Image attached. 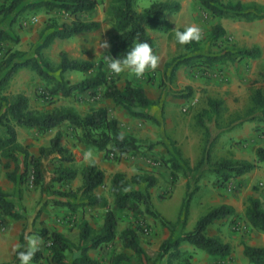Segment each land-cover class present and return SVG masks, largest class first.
Wrapping results in <instances>:
<instances>
[{"label": "trees", "instance_id": "16d2710c", "mask_svg": "<svg viewBox=\"0 0 264 264\" xmlns=\"http://www.w3.org/2000/svg\"><path fill=\"white\" fill-rule=\"evenodd\" d=\"M141 0H107L106 12L108 22L113 30L109 41L108 54L113 58H123L134 42L147 41L154 54L157 45L150 34V30L167 33L175 25L168 19V15L177 13L180 8L178 0H152L148 5L139 8ZM201 5L207 9L212 17L229 18L237 21L251 22L264 18V5L256 2L223 3L218 0H200ZM97 5V0H5L0 3V14L3 16L16 13H36L38 11H52L58 9L62 14L71 17L69 21L58 22L50 19L45 24L46 33L41 35L42 40L35 48V55L26 57L19 50L8 51L0 58V158L14 164L12 173H7V178L15 181L16 173L21 163L24 171L19 180H22L27 170L31 173V184L39 188L41 194L73 198L79 200V206L105 208L104 221L100 231L92 235L87 221L82 222L79 244L73 243L62 233L41 227L36 230H27L24 226L18 234L19 250H24L26 241L24 234L36 235L43 239V248L35 255L31 264H42L44 250L48 251L50 264H66L67 253L75 251L71 264H100L89 255L90 248L111 242L116 237L117 212H128L135 217L147 215L153 218L161 227L167 228L170 235L161 242L154 259L156 264H192L193 253L183 250L181 245L187 243L194 249L206 252L212 258H227L231 253V245L219 237L209 236L206 230L216 220L225 219L234 213L230 204H220L209 208L200 215L193 230L185 232L183 229L176 236L177 226L183 228L189 215L190 202L197 185L190 189V177L196 183L204 172L215 176L220 185L230 179L244 175L264 163V146L255 149V159H236L223 157L213 161L211 152L215 139H210V131L204 123V117L211 119L218 117L222 111V101L208 98V109L203 108L195 114L196 125L203 129L205 146L198 162L190 167L188 161L181 156L180 150L170 141L172 151L169 152L164 164L170 169L171 184L177 180V173L187 177L186 193L182 199L176 221L166 219L154 206L150 188L157 183V177L149 171H142L127 177L123 172L111 175L109 193L112 205L106 196L96 193V189L104 185L105 172L96 163L83 166L80 170L81 184L75 190L62 189L73 181L79 174L74 167L76 156L73 151L61 143L62 131L59 126L67 124L78 143L87 149L105 151V154L114 153L119 159L122 155H135L140 150L139 140L133 135L124 133L116 118L111 117L105 107L90 108L84 114L70 106L52 107L46 110L31 108L29 98L24 93L6 94L14 75L21 68L33 71L45 86L38 92V97L47 103H53L58 98H76L86 94L90 97H102L112 100L115 106L123 108L130 117L160 124V119L147 111L155 102L152 101L140 85L126 81L123 88H119L114 77L106 71L104 58L96 62L89 60L71 59L65 51L59 53L60 61L55 66L47 59L42 50L47 48L55 39L71 38L80 32L97 30L98 21L90 18V13ZM183 31V29H179ZM226 40L225 28L214 24L207 35V40L212 45H218V40ZM17 41L6 31L0 29V42ZM185 52L180 53L165 63L169 70L170 79L180 65L198 66L202 72L215 63L225 64L242 59H257L261 56L258 46L252 47H221L217 52L202 51L200 42H193L184 46ZM76 71L85 76L79 81H71L65 76L66 72ZM58 73V74H56ZM147 80L152 78L151 75ZM186 93H177L178 97L188 98L191 88L186 87ZM251 107L246 116L258 118L264 122V85L255 88L251 95ZM259 113V115H256ZM163 120V119H162ZM16 126L34 129L38 134H47L56 129L54 135L48 140L47 145L38 149V156L34 157L28 151L27 145H22L17 140ZM123 133V140L118 139ZM7 163L5 166H9ZM59 185L60 187H56ZM127 189V190H126ZM56 205H66L75 209L71 201H54ZM0 215L10 220H21L25 217L23 210L16 209L15 204L8 199V194L0 188ZM244 216L255 231L264 233V203L254 196H248L244 209ZM136 227H127L118 236L123 249L131 250L139 262H143L145 252L139 243ZM243 255L249 264H264V245H243ZM130 258L124 253L113 255L110 264H129ZM9 264H20L16 252Z\"/></svg>", "mask_w": 264, "mask_h": 264}, {"label": "rangeland", "instance_id": "374dc122", "mask_svg": "<svg viewBox=\"0 0 264 264\" xmlns=\"http://www.w3.org/2000/svg\"><path fill=\"white\" fill-rule=\"evenodd\" d=\"M152 0H141L139 2V8H143L144 6L148 5L149 2ZM180 2L181 8L179 11L182 13L184 19H199L197 22L194 21L195 24L199 25L203 30V39L201 40L202 47L210 52H217L221 47H238L237 45H245L246 43H251L253 38L256 36V33L252 34V30H247L244 27L238 25L233 28V32L229 34V37L226 40H222L218 43V45H212L207 41V33H208V25L210 24L208 10L205 9L200 0H178ZM223 3L232 2L235 3L240 1L242 3H251L256 2L258 4L264 5V0H218ZM107 8V0H97V5L93 11L96 13L103 14L104 22L109 25L108 22V15L106 12ZM55 11L53 13L52 19H58V22L62 21H69L71 17L62 14L60 10L53 9ZM112 28L106 26L104 30H102L101 34L103 36V41L110 38L112 33ZM248 31V32H247ZM250 31V32H249ZM247 32V36L245 35ZM261 39L262 48H264V24L260 26V32L258 33ZM246 36V37H245ZM108 41V40H107ZM158 46L156 55L160 57V75L161 79L159 81V87L164 88L166 83L163 81L162 76L166 74V69H164V61L170 59L174 53L179 52L181 49L180 45L177 46L176 51L170 50L167 43L164 45L160 43L161 41L159 38L157 39ZM70 50L71 54L81 53L83 51H79L76 48ZM56 55V59H59L58 51L54 54ZM53 66L56 67V62L52 61ZM261 67V66H259ZM264 67V66H262ZM163 68V69H161ZM207 67L205 72L199 70L200 76H205L206 78H210L212 76V72ZM262 69V68H261ZM110 74V72L108 71ZM58 74V73H56ZM84 74L80 72H70L66 73L65 76L69 78L71 81L79 80ZM149 72L145 73V79L149 76ZM255 79V85L253 82H249L246 85V93L242 96V104L245 103L247 100V93L251 91L254 87L258 86L259 84L264 83V74H257ZM170 84H173L170 81ZM12 89L21 88L29 98L30 106L36 110H46L51 109L52 107H61V106H70L75 108L78 112L84 114L89 110V103L90 98L87 96L79 95L77 100L73 97L71 98H58L53 103H47L42 101L38 97V92L42 87L45 86L44 82L41 81L33 72H27L26 74H17L16 80L12 84ZM172 96L179 98L176 94L177 93H186L187 89H176L173 90L170 88ZM11 93V92H10ZM152 94V91H150ZM200 93H202L200 91ZM205 95H200L195 102V106H199L197 111L203 108L205 105ZM188 103H184L181 106V111L185 114H189L190 107H186ZM160 101L157 102L155 111L158 113L160 108ZM245 105V104H244ZM245 109V106H244ZM185 110V111H184ZM237 117H242V111L240 113H235ZM259 115V113H256ZM246 116V115H244ZM163 116H161L160 124H154L150 121L132 118L128 116V120H122L120 127L124 133H128L133 135L136 139L139 140L140 143V150L135 155H122L119 159L116 157H111L109 154H104V160L108 161L110 165L119 164V162H123L125 164V175L130 177L132 173H139L142 171H149L150 173L157 176V183L155 186L150 188V193L152 194V202L155 208L159 211L158 206L163 202H168V200L172 197L173 194V185L171 184V176H170V169L164 164V159H167V155L163 157L159 152H157V147H162L163 143L160 139L165 137V128L163 124ZM259 119L256 118L255 123L260 124L261 128L257 129L256 131H260L257 134V137H250L245 138L242 142L235 143L239 145V150H232L231 152L225 151L224 146H220L221 150L220 153L223 154L222 157H236L238 159H247L252 160L253 148L256 146H264V122L259 123ZM243 122H247V120L238 121L231 130H237L238 132H243L245 127H243ZM261 122V121H260ZM248 125V123H244ZM62 131L61 143L68 148L72 146L77 149L81 150L80 146L83 144L78 143L75 137L72 134L70 127L67 124H63L59 126ZM55 129L50 131L47 134H34V131H27V133L21 134V138L23 141L30 139L31 144L28 147L33 146L34 142L42 143L43 145L48 144V140L54 135ZM247 132V130L245 131ZM244 132V133H245ZM221 140V137L216 138V142ZM233 142V140H231ZM80 145V146H79ZM162 145V146H161ZM220 144L218 143L217 146ZM234 146V145H233ZM164 147V146H163ZM235 148V147H234ZM212 153L215 157V153H217V149L212 148ZM78 155V154H76ZM146 161L150 159L149 162L144 163L142 167L135 165L134 161L137 160ZM7 160L0 158V188L2 190H6L7 194L13 195L15 191L19 192V199H31L34 206L32 209L28 211L27 208H23L25 212H27V216L24 217L23 226L26 227L27 230H36L41 227H47L49 230L55 231H63V235L68 237L73 243L79 244L80 240V233L82 229V222L87 221L90 225L91 234H97L102 226L103 223V213L105 212L104 209H96V210H89L88 207L79 206V200H74L73 198H61L59 196H48L45 194L39 193V188L35 185L31 184V173L30 170L26 172L24 176H22V180L20 181L19 178L21 177L22 172L25 170L23 163L20 164L19 169L16 173V180L12 181L7 178V173H12L14 169V164L10 163L9 166L7 165ZM87 164V161L77 159L74 162V167L78 170H81L83 166ZM130 168V169H129ZM7 170V171H4ZM112 168H108L107 171H111ZM182 175V172H178ZM210 173L205 169L202 173V178H200L196 183L193 181V174L188 177L190 179V189L194 188V185H197V189L193 195V198L190 202V206H195L199 214L205 213L209 208L219 205L224 200H230L233 203L234 213L217 222L213 226H211L208 231L206 232L209 236H216L219 237L222 241L227 242L231 245V253L229 257L219 259V258H212L206 252L200 249H195L192 251L193 257L191 260L192 264H249L246 257L243 255V245H264V233L255 231L251 228L248 224L245 216H244V209L246 205V200L248 196L258 197L262 203H264V163H260V165L256 168L255 175L249 176L244 182L239 181H228L223 185H220L219 182L212 183L210 186L206 188L200 186V181L202 179L207 180L208 182L210 179H207ZM177 182V180H176ZM206 183V182H204ZM202 182V184H204ZM176 184V183H175ZM174 184V185H175ZM70 185L74 186L75 189V182L70 183ZM56 187H60L56 185ZM62 189H66V187H62ZM73 189V190H75ZM39 190V191H38ZM100 191L103 194H107L110 197V193L107 189V186L100 187ZM186 188L184 187V192L182 197L185 196ZM181 195V187L176 188V193H174L173 197H176V201L179 199ZM181 197V198H182ZM59 200H69L71 203H75V209H70L66 205H56L53 204L54 201ZM174 204L173 200L167 204L165 207L170 208V204ZM38 207V210H36ZM173 211V206L171 208ZM70 211V212H68ZM161 213V212H160ZM165 216L163 213H161ZM194 214V213H193ZM118 220L116 226V237L107 244H102L96 248H90L88 253L93 258L97 259L100 264H110V261L113 255L124 252L126 253L129 258V264H156L154 263V259L157 255L159 245L163 240L168 237V230L161 227L157 221L147 215H141L139 217L133 216L131 213L128 212H117ZM23 221V219H21ZM9 221L10 219L7 217H3L0 215V235H3L5 231L9 229ZM140 225V228L137 230L138 240L142 248L145 252V257L143 262H139L136 258L135 254L129 249H123L120 245L118 236L121 231L127 227H136ZM65 232V234H64ZM62 233V232H60ZM9 240V235H6L4 241ZM11 241V240H9ZM43 244L41 248H43ZM189 247V246H188ZM75 251L72 253H67V263L71 264L73 257L75 256ZM42 264H50L49 263V256L48 251L44 250V257Z\"/></svg>", "mask_w": 264, "mask_h": 264}, {"label": "crops", "instance_id": "0c3cea01", "mask_svg": "<svg viewBox=\"0 0 264 264\" xmlns=\"http://www.w3.org/2000/svg\"><path fill=\"white\" fill-rule=\"evenodd\" d=\"M4 1L5 0H0V3H3ZM54 12L55 11H38L36 13L29 12L24 15H17L16 13H12L7 16H3L2 14H0V29L6 31L12 37L17 38L16 42H13L10 40L0 42V58H2L8 51H13V50H19V51L24 52L26 57L34 56L35 48L40 44L42 40L41 35L47 32L45 30V24L47 21H49L52 18ZM180 12L181 11H178L175 14L168 15V19L175 25V27L169 32L162 33V32H158L155 30L149 31L151 36L154 38L157 46H158L157 39L159 38V40L161 41L160 43L162 44L167 43V45L170 47L169 49L175 52L177 46L180 44L176 42L175 40L174 29L184 30L186 26L190 24H195L194 23L195 20L197 22L199 21L198 18L197 19H194V18L184 19L182 13ZM208 16L210 20V24L208 25V32L214 24L219 23L226 30V38H228L229 34L234 31L233 28L238 25L244 27L247 30L249 29L252 30L253 31L252 34L256 33V36L253 38V41L251 43H246L245 45H240V46L237 45V46L238 47L258 46L261 49V56L257 59H242V60L235 61V62H227L225 64L215 63L211 65L209 68L211 72L213 73L210 78H206L205 76H202V75L200 76L199 74L200 67L198 66L180 65L176 69L172 79H170L169 77L170 76L169 70L166 71L165 76L164 75L162 76L163 81L166 83L164 88L163 86L159 87V81L161 79V75L159 71L160 66L154 72L151 70L148 71L149 74L152 76L150 80H147L148 78L145 79V77L137 79L134 75H130L127 71L120 74L119 76L110 73L116 80V84L119 88H123L126 81H130L132 84L140 85L144 89L147 96L152 101L155 102V105L149 107L147 111L153 114L158 119H161V116H163V124H164L166 135L163 139H160L164 147L162 145H161L162 147H157L156 149L157 152H159L163 157H165L166 155L169 156V152L172 151V146L170 144V141H172L174 146L180 150L182 158L188 161L190 167H193L198 162V160L201 158L203 154V149L205 146V137L203 134V129L196 125L195 114L199 112L200 110H202L203 108L208 109V105H207L208 98L217 99V100L222 101V104H221L222 111L218 117L213 116L211 119L204 117V123L210 131V139L216 140L218 136L221 137V140L217 142L215 141L213 145V148L216 147L217 149V153H215V157L213 153L211 152V158L213 161L223 158L222 157L223 154L220 153V150H221L220 146H224L225 151H227V153L231 152L234 149L239 150V145L235 143L242 142L243 140H245V138H250V137L256 138L257 134H259L260 132L256 130L261 128L260 124L257 125V123H255L256 118L251 119V116H244V115L246 114L247 110L251 107L250 95L252 91L257 87L264 85V83L259 84L258 86L254 87L251 91H249L247 93V100L243 104H242V96L246 93V90H245L247 86L246 84L249 82H253L255 85L256 84L255 79H256V76H258L257 74H261V75L264 74V67H262L264 66V48H262L261 39L258 34L260 32V26L264 24V18L259 19V20H254L251 22H247V21L232 20L229 18H216V17H212L209 13H208ZM34 17L39 18L38 22L36 23L32 22ZM90 18L100 23V26L97 30L90 31V32H80V33L75 34L71 38L55 39L47 48L42 50L43 55L47 59H49L51 62L52 61L56 62V65L60 61V57L57 60L56 55H54L57 51H58V56L61 51H65L67 55L69 56V58L71 59L89 60V61L96 62L99 59L104 58V55L108 54V50H106L105 54H101V53L96 54V50L94 48L98 47L100 40L103 41L104 38L101 32L102 30L105 29L106 26H109V25L106 22H104L103 14L96 13V11H92L90 13ZM56 20L58 21V19ZM247 32L245 34L246 36H247ZM112 35H113V31L110 35V38L107 39L108 42L110 41ZM220 41L221 39L218 40V42ZM72 46H74L73 47L74 49L76 48L77 50L79 51L81 50L83 52L77 53L76 56L75 54H71L70 50L72 49ZM180 47L181 49L179 50V52L174 53L172 57L185 52L184 46L180 45ZM201 47H202V43H201ZM101 51H105V50H101ZM202 51L204 52L206 51V49L203 48ZM171 58L168 60H165L163 64L165 65V63L170 61ZM164 69H165V66H164ZM106 71L108 72L107 67H106ZM27 72H33V71H31L28 68H21L20 70H18V72L14 75V77L10 81L4 93L6 94L24 93L25 94V92L21 88L20 89L15 88V90L12 89L11 84L15 82L16 75L18 73L26 74ZM70 72H74V71H70ZM70 72H66V73H70ZM84 76L85 74L79 80H81ZM170 81L173 84H170ZM186 87H190L192 91L191 95L188 98H183V97L177 98V97L172 96L170 88L173 90L174 88L183 89ZM150 91H152V94L150 93ZM200 91L202 93H200ZM81 95L87 96L90 98L89 109L105 107L109 115L111 117L116 118L119 124H121L122 120H128V116H129L128 113L123 108L119 106H115L112 100L108 98H102V97L93 98L86 94H81ZM200 95H205L206 102L203 108L197 111V108L199 106H195V102L197 101V98ZM63 99H66V98H63ZM74 99L77 100V97ZM158 101H160V104H159L160 108H159V112L157 113L155 111V108H156ZM192 101H194V104L190 106L189 114L183 113L181 111L183 107L181 108V106L184 103H188V102L191 103ZM244 106H245V109H244ZM241 111H242V117L239 118L235 115V113L237 112L240 113ZM243 120L244 121L247 120V122H243L242 124L243 127H245V130L243 132H240V131L238 132L237 130H231L232 127H234V125H236L238 121H243ZM244 123H248V125ZM259 123H262V121L261 122L259 121ZM246 130L247 132H245ZM16 131H17L18 142L22 145H27V146L31 144V140L28 139V140L23 141L21 138V134L27 133V131H34L35 132L34 134L37 133L34 129L20 127V126H16ZM231 140H233V142H231ZM218 143L220 144L219 146H217ZM42 145H43L42 143L34 142L33 146L28 147V151L30 152L32 156L37 157L38 149ZM257 147L258 146L253 148L252 150L253 152H251L252 157H253L252 160L255 159V149ZM80 148L81 150H77L72 146L70 149L73 151L77 159L81 158V160L87 161V164L96 163L99 168L104 170L105 172L104 185L107 186V189H109L110 178L113 173L115 172L125 173L126 167L123 162H119V164H115V165H110L108 161H105L103 159L104 158L103 156L106 153L105 151H96L93 149H87L85 148L84 145L80 146ZM88 150H91V152L93 153V156L90 160H85L83 158V154ZM233 158H236V157H233ZM252 160H249V161H252ZM149 161L150 159L146 161H143L140 159L134 162H137L135 163V165L137 164L138 166L142 167L144 163L147 164V162ZM108 168H112L111 171L108 172L107 171ZM205 169H207L206 165L203 166V170ZM4 171H7V170L4 169ZM255 171H256V168L244 175L232 178L229 181L234 180V181L244 182L247 179H249L248 175L249 176L255 175ZM133 174L135 173L133 172L132 175ZM208 176L209 177L207 179H210V181L208 182L207 180L202 179L199 183L201 187L204 186L206 188L207 186H210L212 183L217 182L213 174H209ZM72 182H75L76 187L80 186L81 184L80 170H79V174L77 175V177L73 181L69 182L68 185L65 186L66 189H75L74 186L70 185V183ZM186 182H187V177H185L183 174L180 175V173H177V182L175 185H173L172 197L174 193H176V188L179 186L181 187V195L179 199L176 201L175 199L176 197L174 198L171 197L168 200V202H163L162 204L157 205L159 212L163 213L165 215L164 217L170 221H176L177 219L178 212H179L181 202L183 199L182 194L184 192V187L186 188ZM202 182L203 183L206 182V183L202 184ZM3 191L7 193L6 190H3ZM95 192L98 194H103L100 191V187H98ZM103 195L106 196L109 204L112 205L111 196L109 197L107 194H103ZM8 199L15 204L16 209L18 210L24 211L23 208L25 207L29 211L32 209V206H34L30 198L25 199V200L19 199L18 189L17 191L13 193V195H11V193L10 195L8 194ZM151 199H152V194H151ZM172 200L174 204L171 203L170 204L171 207L169 209L166 208L165 206L169 204ZM223 203L230 204L233 206V203L229 199L222 201L220 204H223ZM172 206H173V211L171 210ZM195 206L189 207V215L187 217L186 224L183 228H181V226H177L176 231H175L176 236L179 235L182 229L185 232L193 230L198 217L202 215L198 213ZM88 208L89 210H96V209L105 210V208H99V207H88ZM36 210H38V207H36ZM115 212L117 213L116 210ZM104 214L105 212L103 213V221H104ZM24 215L26 217L27 212L24 211ZM219 221L220 220H216L214 223L209 225L206 232L211 226H213ZM23 222H24V218H23V221L22 220H10L8 224L9 229L5 231L3 235H0V245L1 243L3 244V242L6 244L5 248L0 249L1 250L0 251L1 252L0 253V264H9L12 261L13 255H14L13 249L16 248L17 245H19L18 234L21 231V229L24 227ZM58 232H62L63 234V231L58 230ZM6 235H9V240L11 241L9 240L7 242L4 241V238L6 237ZM169 235H170V232L168 236ZM181 248L183 250H188L191 252L195 250L191 245L187 243H183L181 245Z\"/></svg>", "mask_w": 264, "mask_h": 264}, {"label": "clouds", "instance_id": "9594fccd", "mask_svg": "<svg viewBox=\"0 0 264 264\" xmlns=\"http://www.w3.org/2000/svg\"><path fill=\"white\" fill-rule=\"evenodd\" d=\"M38 17H34L32 22H38ZM203 30L197 24H190L184 28L183 31L174 29V37L176 42L181 46L189 45L193 42H200L203 39ZM110 48V44L107 40L99 41L97 48H94L97 53L105 54L106 50ZM105 50V51H101ZM107 70L119 76L124 72H128L130 75H134L137 79L144 77L148 71H155L160 64V57L154 54L151 45L147 41L134 42L132 47L121 59L113 58L111 55H104ZM124 136L121 133L118 139L123 140ZM93 156L91 150L86 151L83 154L85 160H90ZM127 190V189H126ZM24 240L26 241V247L24 250H19L20 245H17L13 249L16 252L17 258L20 264H31L35 255L40 251L41 245L44 243L43 239L36 235L24 234Z\"/></svg>", "mask_w": 264, "mask_h": 264}, {"label": "built area", "instance_id": "2783aa9c", "mask_svg": "<svg viewBox=\"0 0 264 264\" xmlns=\"http://www.w3.org/2000/svg\"><path fill=\"white\" fill-rule=\"evenodd\" d=\"M193 104H194V101H192L191 103H189L186 107L188 108V107H190V106L193 105ZM109 155H110L111 157H114V153H113V152H110Z\"/></svg>", "mask_w": 264, "mask_h": 264}, {"label": "bare ground", "instance_id": "6f19581e", "mask_svg": "<svg viewBox=\"0 0 264 264\" xmlns=\"http://www.w3.org/2000/svg\"><path fill=\"white\" fill-rule=\"evenodd\" d=\"M2 240V239H1ZM7 242V241H6ZM6 247V244L3 242V244L1 243V245H0V249L1 248H5ZM1 251V250H0ZM1 253V252H0Z\"/></svg>", "mask_w": 264, "mask_h": 264}]
</instances>
